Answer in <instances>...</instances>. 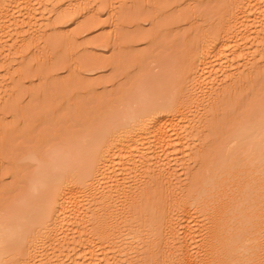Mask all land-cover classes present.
Returning a JSON list of instances; mask_svg holds the SVG:
<instances>
[{
	"label": "rangeland",
	"instance_id": "rangeland-1",
	"mask_svg": "<svg viewBox=\"0 0 264 264\" xmlns=\"http://www.w3.org/2000/svg\"><path fill=\"white\" fill-rule=\"evenodd\" d=\"M15 1H17L16 6L20 2L22 8L24 2ZM67 1L73 2L69 6L71 12L65 14L68 10L64 8L65 16L63 19L61 16L59 22H55L53 16L50 17L46 32L38 31L40 29L38 26L41 25V21L38 20L39 22L32 29L25 28L27 32L25 29L22 31L26 32L24 34L26 37L22 35L26 39L24 41L22 36L16 35L17 32L14 31L13 34L7 35L8 37L5 35V38L0 35V89L5 88V92L2 93L4 97L0 96L2 98L0 101V214L8 210L15 211L19 200L27 193L32 177L39 172L40 162L48 160L51 152L66 146L82 144L90 138L102 139L107 135L104 148H108V159L121 161L126 158V149L121 148L122 145L126 146L125 140L121 138L123 135L121 137V134L117 135L119 126L125 125L122 114L129 107L132 95L135 96L143 82L147 81L146 77L160 73L162 75L164 72V75L172 76L171 79L178 78L181 83L176 89L174 98L169 92L172 97L170 95L168 97L173 98V104L167 114L171 128L167 131V135L174 137L175 133H178L181 136H178L180 140L170 146L166 158L162 156V161L159 158L160 161L157 160L156 165L153 164L149 177L145 179L147 182L140 183L132 200L127 203L122 201L123 204L118 203L120 208L117 210L119 214L116 225L111 226V230L110 228L104 230L102 236L105 237L98 240L99 236L97 238L92 235L96 240L94 244L95 240L93 242L89 235L92 243L89 249L95 254L89 257L94 259L88 258V255L83 257L84 259L79 256V260L72 256L77 259L78 264H105L106 257L111 261L117 257L115 264H118L116 262L121 257H124L121 259L122 264H153L156 244L166 238L169 232L167 230L172 226L170 215L179 207L182 208L181 205L183 206L186 201H193L195 185L215 165L212 160L217 156L220 144L233 137L243 125L254 120L255 116L264 111V41L262 40V43L260 40L263 32H256L259 17L256 19L257 14L255 18L252 17L258 21L255 23L256 26L254 25L256 29L253 27L252 30H248V32L254 31L251 32L253 34H249L252 41L248 40L253 46L251 49L248 48L252 52L263 53V59L259 57V53H256L255 56L259 58L254 62L257 65L256 69L243 71L241 63L238 64L239 58L236 59V56L231 54L228 57L229 62L226 61L223 66L225 65L227 69L233 66L234 70L227 71L225 68L223 70H226V75L227 72L232 71L229 72V76L234 75L231 78H237V81L228 80L229 76L224 78L225 74L223 76L222 72L217 79L212 75L213 81L205 80L211 87L207 86V89L210 87L208 92H205L208 96L203 94L206 97L202 100V91L199 87L202 81L200 82L199 76L194 75L195 62L200 55L203 38L208 30L219 33L222 26L229 24L227 18L233 8L234 0H94L93 3L92 0H89L90 2L63 0L62 6L63 3L68 4ZM1 2L0 4L5 2L7 4L10 0H1ZM38 3L37 0L33 7L37 12L42 8ZM50 3L46 8L48 6L52 8L53 0ZM86 3L92 7L84 8L82 5ZM44 7L45 5L43 10L46 9ZM49 7V10L46 9L47 12L45 10L46 13H53L58 8L55 7L53 10ZM22 9L19 8L15 12L9 10L8 14L12 13L10 17L13 16L15 19L10 20L9 17L8 21L12 23V20L16 22L18 19L21 22L26 14ZM68 14L71 15L66 17ZM2 22L0 31L5 23ZM236 30L239 31L235 29L234 35L244 32ZM256 42L262 43L263 46ZM3 52L8 55L7 58H3L5 56ZM227 62L230 63L229 66ZM242 75L244 80L240 81ZM170 77L166 78V81ZM220 80L222 83L219 82ZM217 81L221 86L215 85L219 87L216 88L218 94L212 96ZM192 82L197 85L195 86L197 95L193 93V97L186 92V88ZM156 87H158L157 83ZM152 88L155 90L154 87ZM170 89L173 92L172 84ZM159 90H162L161 87ZM194 99H198L197 102H194L196 101ZM183 116L192 119V126L185 124L186 120H183ZM185 130L188 131L185 133ZM114 132L116 136L110 137L109 134ZM194 153L197 154H195L196 158L195 156L193 158ZM33 155L35 159L31 158ZM105 166L100 176L98 175L97 181H103V177L107 175L105 172L108 168ZM116 169L113 177L118 176L119 167ZM159 172H165L167 178H163ZM248 185L249 183H246L245 187ZM111 189V185L108 186L105 190L107 194H103L109 195ZM244 191L246 192L247 189H243L242 194ZM82 195L76 192L72 202L69 201L71 203L69 213L72 214L70 213L68 217L69 227L64 231L70 235L68 236L71 240L68 244L70 249L75 248L76 243L78 246L79 239L88 233L89 225L90 227L92 225L90 222L89 224L85 222L86 219L88 220L86 216L92 217L91 210L87 211L89 209L86 205L90 197L84 199ZM197 209L198 207H194L192 211L196 213ZM74 210L76 214L80 212L83 215L82 219L86 218L83 219L85 225L81 218L77 217L79 214L76 216ZM117 225L121 227L117 229ZM142 226L147 231L144 234L147 238L146 242L141 248L139 247L140 249L133 251L131 249L136 248L133 247L131 234ZM206 226L207 223L203 220L200 221L199 226H192L194 233L197 234L192 238L196 239L190 241L189 237L190 240H186L188 249L190 247L195 254L199 253L200 246L207 237L206 233H200ZM175 227L179 229L181 226ZM113 230L116 231L112 233ZM93 232L96 234L95 231ZM112 236L119 241L121 238H126L121 240L124 242L122 243L124 248L121 244L119 248L122 251L126 249L124 253H129L131 250L132 254L130 252V255L123 256L120 252L119 257L117 251H112L111 240L115 239ZM42 242L43 239L37 240L35 237V228L32 226L25 232L24 240L20 244L21 255L19 257L7 255L0 264H24L21 262V256L27 253L33 254L38 249V243ZM63 243L64 240L60 239L58 242L46 245L40 261L43 260V264L45 260L51 261L52 264L59 262L77 264L74 259H71L73 262L69 261L71 257L69 259L65 257L74 254L69 249L65 252H69L68 254L60 256L62 254L59 250L63 246L67 248ZM104 248L108 250L106 254L102 252ZM113 252L116 254L114 255ZM168 258L166 256L165 259ZM118 262L121 264L120 261ZM114 263L112 261L111 264Z\"/></svg>",
	"mask_w": 264,
	"mask_h": 264
},
{
	"label": "bare ground",
	"instance_id": "bare-ground-1",
	"mask_svg": "<svg viewBox=\"0 0 264 264\" xmlns=\"http://www.w3.org/2000/svg\"><path fill=\"white\" fill-rule=\"evenodd\" d=\"M19 1L20 0H18V2ZM21 1L24 2L22 5V8L24 9L20 7V2L18 3V6H16L17 1L15 0H10L7 4L6 2L0 4V26L1 21H3L2 23L5 22L3 29L0 31V35L3 37L5 35L8 37L12 31L15 33L17 32L16 35L24 36L27 32L26 29H32V27L39 21H41V25L38 26L40 27L38 31L40 30V33H44L46 32V29L48 30V21L50 17L53 16L52 18L56 20L55 22H57L61 16L63 19L65 14L71 12L69 6L73 3L67 1L68 4L65 5L63 3L62 6L61 2H63V0H53L51 5L52 8L48 7L53 10H55V7H58L56 8L57 10L53 13H46V9H48V7L46 8V5L51 4L50 2L52 0H48L49 3L48 1L43 2L46 0H38V6L43 8V5H45L44 8H46V12L42 8H40L38 12L33 8L37 0ZM79 1L81 2L83 0ZM93 1L94 0L91 2L93 3ZM262 1L263 0H234V4H232L233 8L227 18L229 24L222 26L219 33H216L213 30H208L204 35L203 44L200 48V55L195 62L196 68L194 72V75L199 76L198 78L201 79L200 82L202 81L199 86L202 91V100H204L203 94L208 96V93L205 92H208L211 87L208 83L211 82V80L213 81V76H216L217 79V76L222 72L223 76L225 74L224 78H226V76L228 77L234 70L232 68L233 66H231L230 69H232V71H229L230 73L227 72L228 74L226 75V70L228 71L230 69L225 68V65L223 66V64L229 60L228 57L231 54L232 56L235 55L236 59L239 58L241 62L239 61L238 64L241 63V69L243 71H254L256 69L255 66L257 65L254 62L259 59L258 56H255L257 52L253 51V53L248 48L250 47L251 49V46H253V44L251 45L252 42H248L252 41V39L250 40L251 35L249 36V34H253L251 32L254 31L248 32V30H252L253 27L258 25L257 29L255 27L256 32L262 31L263 35H261L264 38V1ZM0 3H2L1 0ZM86 4L82 6H84V8L85 6L88 8L92 7L89 3ZM19 8L26 11V14L24 15L25 18H22L21 22L17 19L19 22L17 20L16 22L15 20H12V23H10L8 19L12 14L11 12H15V10H18ZM63 9H67L68 11L66 10L67 12L64 14ZM9 10L11 11L10 15L8 14ZM75 13L77 14V10ZM255 14L258 15L256 16V19L259 17V23H256L258 20L252 19V17L255 18ZM69 15L71 14L66 15V17ZM11 17L10 20L14 18L13 16ZM24 29L26 32L23 33L22 31ZM235 29L239 30H236L237 32H244H241L239 35H234L233 31ZM20 36L17 37L20 38ZM23 36L22 39L24 41L26 40L24 38L26 36ZM261 38L260 40L264 41V39ZM247 44L249 46H247ZM261 44L259 42L258 45ZM232 49L236 50L234 51ZM261 49L263 50V48ZM2 54L5 55L4 52ZM262 54L259 53L261 59H263ZM6 55L3 56V58L6 57ZM228 62L226 64H228ZM229 65L230 63L227 66ZM235 66L236 65H234V67ZM223 68L226 70H223ZM223 71H225V73H223ZM163 73V76L160 73L153 74V77L152 75L146 77V83L143 82L142 87H140L141 89L139 91L141 92L137 91L138 94H134L135 96L132 95L129 107L122 114L125 125L119 126L117 129V135L121 134L120 137L123 135L121 138L125 140L126 146L122 145L121 148L125 147L127 150H125L126 158H123L121 161L108 159V148H104V140L107 137L106 135L102 139L95 140V138H90V140H85L82 144L78 143L72 147L66 146V148L51 152L48 160H42L40 162L39 172L35 174L36 176L34 175V177H32L33 179H31L28 191L19 200L15 211L12 210L11 212V210H8L3 214H0V263L7 255L11 256L12 254L17 257L21 255L20 247L22 245L20 244L24 240L25 232L28 231V229H31L32 226L35 228V237L37 240L43 239V242L38 243V249L33 254L27 253L26 255L21 256V262L24 264H41L43 260L40 261V259L44 255L43 252L45 251V247H47L46 245L58 242L60 239L64 240L63 244L67 245V248L66 246H63L59 250L60 254H62L60 256L68 254L69 252H65L69 249L71 253H74L73 255L70 253L71 256H69V254L65 256L68 259L71 257L69 261L74 259L72 256L77 257L78 259L79 256H82L80 258H83L88 255V258L94 259L89 257L93 255L95 256L94 252L89 249L92 247V243L89 240L90 237H92V241L95 240L93 238L94 236L97 238L99 236L98 240H102V238L105 237V235L102 236L104 230L116 225L118 219L117 214H119L117 210L120 208L119 204H121L122 201L127 203L132 200L134 193L140 187V183L144 184L147 182L145 179L149 177V173L154 167L153 164L159 160V158H161L160 160L162 161V156L165 157L170 146L180 140L181 136L178 133H175L174 137H168L167 131L171 128L167 114L173 104L172 101L177 92L176 89L181 83L177 80L178 78L176 79L175 77L171 79L172 76H166L168 74L164 75ZM211 76L212 78H209ZM233 76L234 75H231L227 79L231 81V79H233L231 77ZM168 77L170 78L166 81ZM154 78H156V80ZM206 79L208 81L209 79L211 80L207 83V81H205ZM228 80L227 82H229ZM239 80L243 81L244 75H242ZM234 81L236 82L237 78L232 80V82ZM154 82L157 83L158 87H156V83ZM161 82H163V84H161ZM217 82L214 84L215 88L213 87V90L215 91L212 92V96L218 94L216 93V88L219 87L216 86L219 85L221 80L218 83ZM170 83L172 84L173 92L170 89ZM174 83L175 86L173 85ZM208 85L210 87L207 89ZM195 86L197 87V85L192 82L186 88V92H189L191 95L193 93L196 94ZM152 87H154L155 90H153ZM160 87L162 89L161 91L159 90ZM4 89V87L3 89H0V96L2 97H4L2 95V93L5 92ZM163 90H165L164 92L167 94L164 92L160 93ZM174 90L176 91L174 92ZM169 92H171L173 98L168 97V95H170ZM213 93L216 94L214 95ZM190 94L188 95L190 96ZM164 99L166 100L163 101ZM1 100L2 98L0 97V101ZM197 100L194 102H197ZM183 117V120H186L185 124L192 126V119L188 118L189 116ZM255 118L243 125L233 137L220 144V149H217V156L212 160L215 165L207 172V175L198 180L195 185L196 188L193 190L192 195L193 201H186L183 206L181 205L182 208L179 207L180 210H175L177 211L176 213L173 211L175 214H172V212V215L169 214V220H171L172 226L167 230L169 232L167 233L166 238L156 244L152 260L153 264H165L167 262L169 264H253L252 262H254V264H264V254L262 255L264 252V111L255 116ZM173 128L175 129L177 127ZM187 131L185 130V133ZM109 136H116V132L109 134ZM195 154L196 153H194L193 158ZM31 158L35 159L34 155L31 156ZM104 166L108 168L107 172H105L107 175L103 177V181H97V177L98 175L100 176V172ZM118 167V176L113 177L112 175L116 174L114 172H116V168ZM159 173L163 178H167L165 172ZM114 179L116 181H113ZM246 183H249V185L245 187ZM110 185L112 188L108 192L110 194L105 195L107 194L105 193V190H107V187H110ZM243 189H247V191H244L242 194ZM76 192L86 195H82L84 199L85 197L87 199V196L90 197L89 201H91L89 202L87 200L86 205L89 209L87 211L91 210L90 214H92V217L86 216L88 220L86 218L83 219H86L85 222L88 224L90 222L92 225L91 227L89 225L88 233L85 232L88 235L85 234L84 236H81L78 246L76 243V247L70 249V245H68L70 244L69 242H71L68 237L70 235L69 233L66 234V231L64 230L69 227L68 224L70 222L68 217H70V213L72 214V212L69 213V211H71L69 210L71 209L69 206L71 203L69 201L73 199V195H75ZM98 196L99 198H97ZM88 202L94 206H90L91 204L89 205ZM194 207H198L196 213L192 211V208ZM77 212L75 211V214ZM78 214L81 215L80 212ZM78 214H76V216ZM84 214L86 215V213ZM79 215L77 217H80L83 221V215ZM81 220L80 222H82ZM202 220L207 223V226L200 233H206L207 237L205 238V242L200 246L199 253L195 254L191 251L190 247L188 249L186 240L189 237L191 240H188L190 241L196 239L195 237L192 238L194 234L197 236V234L194 233L192 226H199V223ZM146 221L144 220V222ZM85 222L83 221L84 225ZM177 225H180L181 227L178 229L175 227ZM119 226L120 225H117V229H119ZM121 226H123V224H121ZM90 228H92L97 235L94 234ZM141 228L136 229V232H132L131 234L132 242L134 244L133 247L136 248L131 249L133 251L137 250L139 247L141 248L146 242L147 238L144 235L146 231L144 229L146 228L143 226ZM115 231L113 230L112 233ZM128 231L127 233H129ZM114 236L112 237L115 238ZM112 237H110V239H112ZM117 238H119V235ZM117 238H115L117 241L115 239L111 240L113 245L112 251H117L119 257L121 255L128 256L127 254H129L131 250L129 253L127 251V253H124L126 249H123V252L122 249L120 250L121 247L119 246L120 244L122 245V243L124 244L121 240L126 238H121L120 236L121 242ZM95 243L96 240L94 244ZM185 243L187 245H185ZM122 247L124 248V245H122ZM117 249H119V251ZM261 250H263V252H261ZM107 251L108 250L104 248L102 252L106 254ZM259 251L261 252L260 255ZM132 252L130 254H132ZM115 254L116 253H114V255ZM165 255L170 259L168 258L169 260H166ZM60 256L58 258H60ZM106 258L107 262L104 259V262H106L105 264H111L112 261L114 263V261H116L115 258L117 259V257H115L114 260L111 261L109 260V257ZM122 258L124 257H121V259ZM75 259L73 261L76 262L77 259ZM119 259L120 258H118V261L121 263L122 260ZM258 260H261V262H258ZM45 261L44 264H52L49 260L46 261L47 263ZM118 261L116 263L119 264ZM76 263L78 264V262ZM59 264L62 263L59 262Z\"/></svg>",
	"mask_w": 264,
	"mask_h": 264
}]
</instances>
